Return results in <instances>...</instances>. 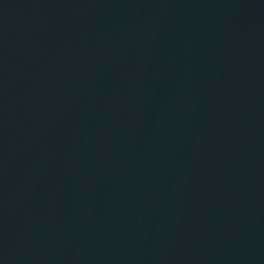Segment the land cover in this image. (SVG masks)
Wrapping results in <instances>:
<instances>
[{"label": "water", "instance_id": "water-1", "mask_svg": "<svg viewBox=\"0 0 264 264\" xmlns=\"http://www.w3.org/2000/svg\"><path fill=\"white\" fill-rule=\"evenodd\" d=\"M0 264H264V0H0Z\"/></svg>", "mask_w": 264, "mask_h": 264}]
</instances>
